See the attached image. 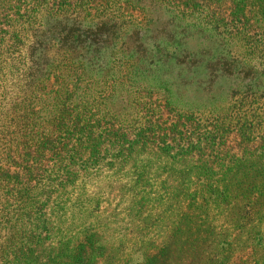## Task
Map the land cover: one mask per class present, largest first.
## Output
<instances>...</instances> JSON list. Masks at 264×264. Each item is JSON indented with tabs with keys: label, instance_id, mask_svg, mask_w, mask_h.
<instances>
[{
	"label": "rangeland",
	"instance_id": "1",
	"mask_svg": "<svg viewBox=\"0 0 264 264\" xmlns=\"http://www.w3.org/2000/svg\"><path fill=\"white\" fill-rule=\"evenodd\" d=\"M0 48L37 67L75 58L92 85L66 106L109 124L98 152L46 132L9 166L8 227L38 237L25 264H264V138L232 114L241 94L264 100V0H0ZM0 77V108H20L24 87ZM67 84L49 78L35 121L55 122Z\"/></svg>",
	"mask_w": 264,
	"mask_h": 264
},
{
	"label": "trees",
	"instance_id": "2",
	"mask_svg": "<svg viewBox=\"0 0 264 264\" xmlns=\"http://www.w3.org/2000/svg\"><path fill=\"white\" fill-rule=\"evenodd\" d=\"M69 38L70 34L62 37L61 39L64 41V44L67 45ZM73 38L74 36L72 35V39ZM16 49H18V45L14 44V50ZM0 50H2V48H0ZM17 52H20V50H17L15 54ZM44 58L46 61H50V57H48V55H45ZM26 62L27 61L23 55L21 57L14 58V60H0V75L5 74V72L9 69L11 74L15 75V78L17 79L16 87H24L23 90H25L24 98L20 102V108H0V264H25L26 260H28V256L35 252L34 249L27 250L26 245L29 244L30 240H32L31 242L34 244L33 238H38L35 236H26L25 238L16 236L11 233V229L8 227V224L12 220L11 204L9 200L11 189L9 185L13 180V177L9 174V166L15 162V157L21 158L23 161L29 160L30 157L27 155L26 150L31 147L32 142L40 140L41 142H39L37 146V150L40 151L43 147L42 145H46L48 142L47 136L43 135V133L46 132L49 134L58 133V137L62 139L61 148L63 149H67L72 141L95 140L98 143L94 145L93 150L98 152L100 150L99 141H101L100 139L108 134L106 130H109L107 128L109 125L108 120L106 119V123L104 125L102 124L103 118L98 117L99 114L102 113L100 106L96 107V105H93V109H97V112L90 115L84 113L83 120L81 118L83 113L72 112L73 110L70 111L69 106H66L69 102L74 101L73 98L76 91L80 89H83L85 92L90 91V87L92 85V79L89 77L88 72L77 65L75 58L72 62L70 61L65 63L63 65L64 67L58 65L51 67L52 64L49 67H47L46 64L43 67H37L35 64L36 61H33L31 65ZM38 74L41 76H38ZM53 75H57L59 78L70 79L75 88L71 91V84H67L65 91L66 93L71 91V93H69L67 97H63L65 93L59 92L61 97H57V104L55 101L48 99V105L51 108L62 104L66 106V109L62 107L59 108V114L57 115L55 122L50 124L48 127H44L38 123L37 120L35 121L36 116L31 112L30 108L32 100H35L36 98L39 100L41 98V94H44L45 96L49 94V92L45 91L47 88L45 86L46 82ZM41 77H44V80H42ZM2 82L4 81L0 77L1 89H3ZM77 85L78 87H76ZM51 94H55V91L51 90ZM240 94L241 93L235 92L234 96H239ZM237 98L238 97H235L234 99V102L236 103L238 102ZM262 98V96L253 97V95H251L248 99V97L241 94L240 99L244 100V103H241L239 106L235 104L237 105L238 110L232 111V114L236 117V123L241 124V127H239L240 133L246 135L245 131L241 128L244 126L250 127L252 134H254L252 139L264 138V100ZM84 105L87 104L85 103ZM78 106L80 107V105ZM24 107L28 111L24 109ZM18 109L21 110V115H18ZM82 110L83 112L90 113L92 108L89 110L87 106H85ZM127 115H130V113H127ZM191 119L193 120L192 117L189 118V120ZM112 125L115 127L114 124ZM172 126L176 128L177 124L174 123ZM111 132L116 134L117 130L114 128ZM217 136L216 131L214 133L211 132L207 136V139L216 141ZM193 146L201 148L202 145L201 142H199ZM21 147L22 149L20 152L19 150ZM181 148H184V146H181ZM92 155H94V153H92ZM220 160L221 158L218 155L211 154L208 158H201L198 165L208 166L216 163L218 164L220 163ZM210 172L212 174V184L219 183L222 180L224 172L222 175H219V172ZM34 180H36V178ZM18 184H21L17 186L18 197H21L22 193L27 190H21L19 188L20 186H24L25 188L26 185L23 184L21 180L18 181Z\"/></svg>",
	"mask_w": 264,
	"mask_h": 264
}]
</instances>
